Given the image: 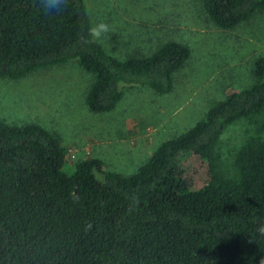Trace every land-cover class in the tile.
<instances>
[{"label":"trees","instance_id":"16d2710c","mask_svg":"<svg viewBox=\"0 0 264 264\" xmlns=\"http://www.w3.org/2000/svg\"><path fill=\"white\" fill-rule=\"evenodd\" d=\"M210 21L230 28L264 0H200ZM84 0L62 11L40 0H0V77L75 61L91 75L84 103L108 111L133 87L172 89L189 49L168 39L147 54L117 56L86 43ZM253 81L227 92L181 133L160 141L132 172L100 159L70 163L57 137L35 122L0 118V264H260L264 260V56ZM247 119L251 131L230 165L214 153L223 130ZM191 155L206 163L195 183Z\"/></svg>","mask_w":264,"mask_h":264},{"label":"rangeland","instance_id":"374dc122","mask_svg":"<svg viewBox=\"0 0 264 264\" xmlns=\"http://www.w3.org/2000/svg\"><path fill=\"white\" fill-rule=\"evenodd\" d=\"M91 25L112 26L100 43L117 56L147 54L160 42L189 49L174 71L172 89L159 94L146 87L124 91L108 111H91L84 96L91 75L75 61L38 68L23 77H0V118L10 124L35 122L52 132L64 150L66 167L86 157L127 174L162 140L190 127L214 101L253 81L251 63L264 56V9L230 28L214 25L200 0H84ZM247 119L229 124L213 150L224 166L251 131ZM195 183L206 163L191 155L184 164Z\"/></svg>","mask_w":264,"mask_h":264},{"label":"clouds","instance_id":"9594fccd","mask_svg":"<svg viewBox=\"0 0 264 264\" xmlns=\"http://www.w3.org/2000/svg\"><path fill=\"white\" fill-rule=\"evenodd\" d=\"M41 7L45 10H54L60 12L67 5V0H40ZM112 31V26L104 20H99L93 23L88 28V38L86 43H103ZM264 264V260L260 262Z\"/></svg>","mask_w":264,"mask_h":264}]
</instances>
